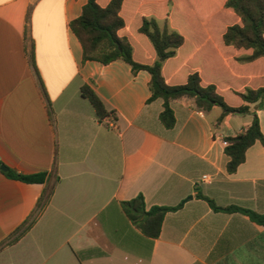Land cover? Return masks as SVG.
Instances as JSON below:
<instances>
[{"label":"crops","instance_id":"crops-1","mask_svg":"<svg viewBox=\"0 0 264 264\" xmlns=\"http://www.w3.org/2000/svg\"><path fill=\"white\" fill-rule=\"evenodd\" d=\"M87 3L0 0V163L22 175L47 174L45 184H27L0 169V245L33 215L45 189L53 191L26 236L0 251V264H264V226L215 212L197 197L264 215V145L251 147L234 174L225 153V139L248 129L253 115L227 116L219 126L221 108L202 112L183 98L171 103L177 123L167 129L160 120L164 101L149 103L148 72L135 74L124 61L84 63L71 23ZM126 32L145 52L138 60L153 63L150 44L131 25ZM32 43L50 104L29 59ZM191 44L165 64L169 84L199 70L227 99L235 89L264 86H255L253 76L241 88L223 83L224 74L246 78L235 71L245 68L235 62L242 53L220 39L208 34ZM84 86L117 120L99 119ZM256 112L264 135V109ZM139 195L148 209L187 202L151 240L122 210Z\"/></svg>","mask_w":264,"mask_h":264},{"label":"trees","instance_id":"trees-1","mask_svg":"<svg viewBox=\"0 0 264 264\" xmlns=\"http://www.w3.org/2000/svg\"><path fill=\"white\" fill-rule=\"evenodd\" d=\"M136 11L139 15L135 14ZM203 24L209 25L208 32ZM128 25L132 26L138 38L150 44L156 56L153 63L138 60L137 57H142L145 52L136 46L126 32ZM71 29L83 46L84 63L99 62L107 66L116 61H124L131 66L133 73L145 71L151 75L152 95L149 103L158 99L164 101L160 120L169 130L175 128L177 123L171 103L183 98L191 99L202 112H210L214 107L221 108L222 114L217 123L219 126L227 116L253 115L248 129L236 137L225 139V153L230 158L227 166L229 174L236 173L245 163L247 151L257 142L264 145L260 118L256 112L264 109V86L235 89L232 98L227 99L216 83L205 84L199 70L189 71L185 82L176 84H169L164 74L168 61L177 58L181 50L189 53L193 50L192 42L204 40L211 34L215 40L220 39L224 47L242 53L235 57V62L245 68H234L246 80H237L231 73L228 76L224 74L221 75L224 84L241 88L253 76L255 86L263 85L264 0H88L81 17L71 23ZM29 59L50 104L37 68L33 43ZM81 93L92 104L100 120L111 115L117 120L116 114L108 112L92 88L84 86ZM235 99L240 103H234ZM3 173L27 184H45L47 181L46 173L22 175L12 170ZM52 196L53 191L45 189L33 215L1 243L0 251L17 244L26 236L44 213ZM197 197L207 201L215 212L239 213L264 226V215L238 206L219 207L201 193ZM186 202L177 207L154 206L148 209L145 197L139 195L123 202L121 206L125 216L137 229L147 238L156 240L161 236L166 216L181 210Z\"/></svg>","mask_w":264,"mask_h":264},{"label":"water","instance_id":"water-1","mask_svg":"<svg viewBox=\"0 0 264 264\" xmlns=\"http://www.w3.org/2000/svg\"><path fill=\"white\" fill-rule=\"evenodd\" d=\"M0 169L3 172H7L9 170L5 165H1Z\"/></svg>","mask_w":264,"mask_h":264},{"label":"built area","instance_id":"built-area-1","mask_svg":"<svg viewBox=\"0 0 264 264\" xmlns=\"http://www.w3.org/2000/svg\"><path fill=\"white\" fill-rule=\"evenodd\" d=\"M203 179H204V180H208L209 177H208V176H204Z\"/></svg>","mask_w":264,"mask_h":264}]
</instances>
